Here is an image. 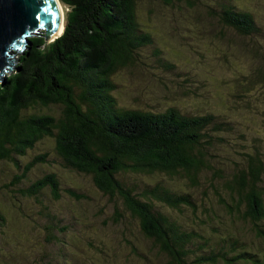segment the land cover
<instances>
[{
  "label": "trees",
  "instance_id": "1",
  "mask_svg": "<svg viewBox=\"0 0 264 264\" xmlns=\"http://www.w3.org/2000/svg\"><path fill=\"white\" fill-rule=\"evenodd\" d=\"M59 2L64 10L62 33L50 42L42 31L28 36L30 47L13 48L17 62L0 79V160L17 171L3 187H13L29 179L38 165L52 163L46 150L20 162L39 141L50 138L61 170L90 176L102 194L120 197L144 235L157 241L177 264H264V251L254 250L232 230L241 220L264 243V161L259 151L247 153L246 166L223 178L208 160L223 144V134L235 129L232 120L174 106L163 111L119 106L112 95L113 75L131 65L141 47L154 45L151 32L137 21L135 0ZM218 9L225 27L241 36L259 34L252 12L232 0ZM160 52L158 46L153 52L158 64L175 68ZM234 82L237 101H254V95L264 92V68ZM54 105L62 107L59 115L44 112ZM211 170L224 179L214 192L231 218L223 225L204 204L205 219L186 224L178 214L185 208L197 213L201 205L191 190L199 185L202 172ZM140 174L162 177L130 178ZM59 177L57 170H43L20 191L34 197L48 188L51 199L58 200ZM176 178L186 180V190L172 186ZM63 190L82 197L70 185ZM47 215L48 222L55 223L56 216ZM4 223L0 212V224Z\"/></svg>",
  "mask_w": 264,
  "mask_h": 264
},
{
  "label": "rangeland",
  "instance_id": "2",
  "mask_svg": "<svg viewBox=\"0 0 264 264\" xmlns=\"http://www.w3.org/2000/svg\"><path fill=\"white\" fill-rule=\"evenodd\" d=\"M224 1L135 0L137 21L151 32L154 45L141 47L134 62L113 75L112 95L126 108L163 111L174 106L186 113L214 112L232 120L236 130L223 134V144L208 160L212 170L220 169L227 178L246 166L247 153L259 151L264 161V92L249 103L237 101L233 95L234 80L241 82L256 68H264V0H232L252 12L260 26L256 37L241 36L220 23L218 8ZM157 46L159 56L173 61L175 68L168 70L158 64L153 55ZM61 111L58 105L44 109L54 115ZM53 145V139L44 137L28 150L21 164L45 150L52 163L38 165L29 179L10 188L3 185L17 171L9 161L0 160V212L5 217L4 225L0 224V264H177L157 241L144 235L120 197L102 194L90 176L61 170ZM43 170L60 174L62 195L58 200L51 199L48 188L34 197L20 191ZM212 170L203 171L199 185L190 188L201 206L196 214L187 208L178 214L186 224L205 219L204 204L208 214H218L215 217L223 225L231 218L214 192L224 179L212 175ZM160 177L162 174H140L130 178L153 181ZM172 183L174 188L187 189L185 179L176 178ZM67 185L82 197L66 194L63 188ZM224 197L228 200L226 192ZM160 208L167 211L162 205ZM47 213L56 216L55 223L48 222ZM232 230L239 231V237L254 250L264 251L262 238L241 220L233 223Z\"/></svg>",
  "mask_w": 264,
  "mask_h": 264
},
{
  "label": "water",
  "instance_id": "3",
  "mask_svg": "<svg viewBox=\"0 0 264 264\" xmlns=\"http://www.w3.org/2000/svg\"><path fill=\"white\" fill-rule=\"evenodd\" d=\"M61 22L56 0H0V79L17 62L16 59L11 60L13 48H29L28 36L37 31H42L48 41ZM63 29L64 25L58 36Z\"/></svg>",
  "mask_w": 264,
  "mask_h": 264
},
{
  "label": "bare ground",
  "instance_id": "4",
  "mask_svg": "<svg viewBox=\"0 0 264 264\" xmlns=\"http://www.w3.org/2000/svg\"><path fill=\"white\" fill-rule=\"evenodd\" d=\"M56 2H57V4L59 3V9H60V12H61L62 22H63V21H64V12H63V8H62V6L60 5V2H58L57 0H56ZM62 22H61L59 28L57 29V31H56L52 36H50V39H49V40H51V39H53L54 37L58 36V34L61 32V30H62V28H63V26H62Z\"/></svg>",
  "mask_w": 264,
  "mask_h": 264
}]
</instances>
